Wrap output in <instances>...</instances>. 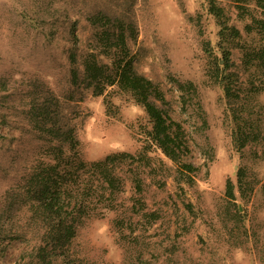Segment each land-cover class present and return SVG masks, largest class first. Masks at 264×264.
Instances as JSON below:
<instances>
[{
	"label": "rangeland",
	"instance_id": "374dc122",
	"mask_svg": "<svg viewBox=\"0 0 264 264\" xmlns=\"http://www.w3.org/2000/svg\"><path fill=\"white\" fill-rule=\"evenodd\" d=\"M209 1L0 0V264H24V252L35 244L28 234L20 236L29 222L16 197L47 155L29 122L33 106L46 102L57 124L74 127L85 161L135 154L146 144L151 123L129 96L112 86L95 97L70 83L69 54L79 58L98 47L97 28L88 19L99 11L134 30V40L127 41L133 69L163 92L166 104L156 105L180 125L187 147L181 162L197 170L181 190L174 180L178 165L153 148L150 155L162 161L163 171L151 176L144 169L141 193L125 181L122 207L85 223L71 242L70 264H264V162L257 158L264 147L247 145L238 152L232 145L230 108L246 105L247 76L239 51L231 49L225 73L235 75L237 95L228 103L218 81L222 72L217 80L212 76L215 63L223 68L224 60ZM214 1L242 31L249 20L238 17L237 0ZM241 4L260 16L254 0ZM176 81L191 82L194 92H180ZM105 98L117 109L106 113ZM250 105L254 116L264 113V93ZM240 166L247 168L253 190L237 197V211L224 192L227 180L235 184ZM151 211L157 218L147 222L141 215ZM121 217L127 221L116 226ZM9 228L18 236L4 238Z\"/></svg>",
	"mask_w": 264,
	"mask_h": 264
},
{
	"label": "trees",
	"instance_id": "16d2710c",
	"mask_svg": "<svg viewBox=\"0 0 264 264\" xmlns=\"http://www.w3.org/2000/svg\"><path fill=\"white\" fill-rule=\"evenodd\" d=\"M236 2L240 20L246 17L249 20L242 31L229 24L223 8L214 0L209 1L207 10L218 27V47L224 60L223 68L219 67L218 62L215 63L216 71L212 76L217 80L219 71L222 72L218 81L228 103H233L237 95L232 85L235 75L225 73L231 49L239 51V66L247 76L246 105H242L241 110L230 108L233 123L231 141L235 150L240 152L247 145L264 147V113L254 116L250 105L254 96L264 93V46L261 44L264 39V0H254L260 16L245 9L242 0ZM88 20L92 27L97 28L98 47L83 52L79 58L74 52L69 54L71 85L81 84L83 89L91 90L95 97L103 96L107 87L116 86L119 92L144 109L151 129L147 132L146 144L135 154L120 152L109 154L101 160L85 161L78 152L79 143L74 127L57 124L46 102L33 106L29 111V122L33 124L36 138L46 147L47 155L32 168L23 191L16 195L23 205L24 218L29 222L27 229L20 231V236L25 238L28 234V238L35 241L30 251L24 252V264H70L73 261L71 242L85 223L102 219L122 207L119 195L124 192L125 181L130 182L136 193H141L144 169L148 168L147 175L151 176L156 175L158 169L163 171L162 161L150 155L153 148L178 165L179 176H175L174 180L181 190L182 185L193 182V174L197 170L181 162L187 147L180 125L156 105V102L166 104L163 92L157 84L133 69L127 45L128 40L135 38L132 27L118 17L112 19L103 11L91 15ZM73 30L74 27L70 30L71 37H74ZM176 82L180 92H194L191 82ZM104 103L106 113L112 112V108L117 109L106 98ZM260 108L264 110V105H260ZM257 158L264 162V151ZM235 177V184L227 180L224 196L226 204L233 205L239 211L237 197L245 199L253 186L246 167H238ZM9 198L8 195L7 200ZM135 202L140 203L138 200ZM134 206L131 207L133 213ZM141 216L147 222L157 218L156 211L144 212ZM118 219L116 226L123 227L127 219ZM130 219L128 217V221ZM8 231L4 232V238L18 236L17 232L12 234V228Z\"/></svg>",
	"mask_w": 264,
	"mask_h": 264
}]
</instances>
